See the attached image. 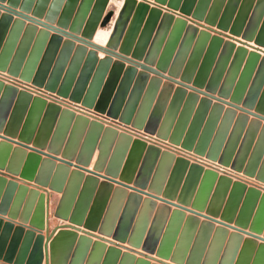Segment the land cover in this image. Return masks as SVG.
<instances>
[{
	"label": "rangeland",
	"instance_id": "rangeland-1",
	"mask_svg": "<svg viewBox=\"0 0 264 264\" xmlns=\"http://www.w3.org/2000/svg\"><path fill=\"white\" fill-rule=\"evenodd\" d=\"M28 1L12 0L11 6L8 5V0H0V32L4 36V41L0 44V59L4 55L6 61L8 58V65H3L0 61V81L5 86L15 88L18 94L25 91L30 93L32 98L45 100L47 105L59 106L76 116L99 123L104 128L114 129L118 136L125 134L131 137V140L124 144L123 155L118 158L114 155L119 137L110 138V151L105 157L104 167L106 169L110 162H115L117 173L114 178L118 182H113L114 189L121 187L120 175L133 151V142L140 140L146 145L134 170L135 177L130 183L132 188L127 187L128 194L122 200L115 222L114 233L118 240L114 236L108 238L120 243L123 246L122 252L130 248L137 257H141V253L149 255L151 263L176 264L170 259L156 256L155 252L166 230L171 212L179 208L178 197L184 195L182 192L189 187L186 197L194 201L200 194V187L204 186L202 184L207 170L216 172L218 177L209 183L212 184L210 191L205 192L206 206L200 214H195L188 210L192 209L191 205H188V209H184L186 215H197L200 222L208 220L214 222L216 227L223 226L214 221L213 216L206 210L218 194L216 189L220 176H225L232 182L229 187L227 186V192L220 202V212H224L230 195L234 194V182L242 183L246 189L240 198L233 202L234 217L237 219L243 211L248 210L250 212L248 221L252 225L258 215L262 197L253 203L255 199L249 197L248 190L255 188L264 194V119L257 117L259 114L264 118V45L255 42L257 37L264 42V0H130L133 10L130 13L126 12L120 31L113 37L114 25L126 0H42L46 3V11L51 13L50 16L45 13V8L43 15H34L32 10L38 0H30L31 3ZM141 2L148 3L150 9L156 7L160 11L155 12V16H152L150 9L141 12L139 9ZM117 4H121V8L115 21L112 23L111 19L104 27L99 24L90 40L94 44L114 49L117 54L109 55L103 49H96L87 43L82 35L89 27L88 22L91 23L93 19H102L108 12H112L113 17ZM7 14L12 15L11 21H1ZM62 15L68 18L59 23ZM135 16L138 18L134 21ZM223 23L226 26L220 27ZM233 25H236L238 30L241 29L240 35L231 33ZM99 28L110 30V37L105 45L94 41ZM216 36L222 38V41H215L213 37ZM22 40L25 41V46L19 49ZM5 46L7 49H4ZM243 49L246 53L240 51ZM100 53H103V56ZM250 53L259 56L256 62L247 63ZM49 54L50 60L45 63L44 59ZM18 55H23L24 66L33 58V75L46 74V84L38 85L33 79L22 78L21 74L11 67ZM105 59L109 61L104 62ZM113 68L116 69L113 71ZM54 83L58 84L56 88L52 86ZM61 87H66L70 93L61 94L58 91ZM89 90L90 103L86 104L81 97L84 93L87 95L85 91ZM75 92H79V95ZM219 98L226 102H220ZM104 100L108 108L105 106L104 110H99L96 103ZM227 102H233L241 108L246 106L250 112L242 111L241 108L231 106ZM15 105L13 101L11 104L9 102L10 108L1 113L2 126L9 122L14 109H17ZM30 107L31 105L24 111L26 113L21 120L16 115L20 121L17 126L19 133L28 123ZM4 115L6 119L2 121ZM134 119L139 120V123L141 121L143 126L134 124ZM56 122L44 128V125L41 127L40 120L34 138L28 143V147H22L26 150L27 157L18 162L17 174L8 170L12 154L7 164L0 168V177L7 179L4 183L0 182V212L3 211L0 217L4 221L11 220L15 226L25 222L22 223L25 232L20 246L27 242L29 254L37 251L41 235L45 237L47 230L69 223L68 220L55 215L62 191L36 184L34 180L30 181L21 176L28 155L35 152L33 148L48 153L46 145L51 141ZM74 123L75 121L71 123L72 127ZM89 130L87 125L82 135V145L89 136ZM97 134L98 145L87 167L90 170H93L101 153L99 142L103 138V133ZM0 135V141H4L2 137L4 131H1ZM70 135L71 129L68 131L67 140L62 141V153L66 149L65 143L68 142ZM18 141V137L12 140L13 148L21 147ZM82 145H73L77 151L75 159ZM150 149L154 152L152 153ZM62 153H59L58 157L61 158ZM165 153L170 156L165 158L163 156ZM40 156L42 159L47 158L43 153H40ZM177 158L187 160L189 165L181 177L173 180L171 178ZM75 159L73 163H76ZM56 163L61 162L56 160ZM193 164L203 169L202 175L194 181L189 178L190 167ZM40 167L41 165L36 167V172H39ZM71 169L76 168L71 166ZM51 173L53 178L55 171ZM84 173L88 175V172ZM101 175H105V170L101 171ZM103 180H105L103 177H99L100 182ZM66 181L65 183H68L67 179ZM136 181H141L145 187L140 189ZM170 183L177 187V198L172 201L162 195ZM22 184L28 186L27 191L19 190ZM153 186H157V195L150 191V187ZM31 189H37L38 192L31 193ZM114 189L100 223L105 220L109 206L114 200ZM42 194L45 197L46 226L41 230V234L35 229L36 233L28 240L27 231L32 227L28 220L41 208ZM58 194L60 197L56 203ZM149 198L154 199L157 204L156 209L152 211L144 237L145 241L153 232L151 244H148L150 246H145L151 251L154 250L152 253L143 247L144 242L141 247H132L127 242L129 233L134 231L145 200ZM115 200L120 202L121 198L117 197ZM161 205L169 206L170 211L161 214L159 209ZM12 210L17 213L13 219L8 216ZM216 219L221 221L220 215ZM230 225L234 227L235 222ZM184 227L185 222L176 243ZM200 227L201 224L194 229L186 258L196 246L199 264H203L205 261L212 262V250L218 243L214 229L209 234L200 256L201 245L198 236L203 233ZM249 227L251 226H248L246 231L250 232ZM228 230L230 233L238 231L231 227H228ZM207 233L208 231L204 232L203 237H206ZM243 236L244 239L253 237L246 233H243ZM259 237H256L258 244L264 243V225ZM228 240L229 238L224 240L215 264H226L222 260ZM242 247L239 245L235 258L228 264H237ZM256 254L257 249L250 264L254 263ZM0 264L10 263L0 259ZM42 264H45V261Z\"/></svg>",
	"mask_w": 264,
	"mask_h": 264
},
{
	"label": "water",
	"instance_id": "water-1",
	"mask_svg": "<svg viewBox=\"0 0 264 264\" xmlns=\"http://www.w3.org/2000/svg\"><path fill=\"white\" fill-rule=\"evenodd\" d=\"M39 1L42 0H38L34 6V9L32 10L34 15H43V10L45 8V13L47 12L48 16H50L51 13L46 11V3L43 1L40 3ZM28 3H31V1L29 0ZM8 5L13 6L12 0H8ZM139 7H141L139 8L141 12H146L150 9L148 3L146 2L139 3ZM132 10V2L130 0H126V3L124 4L120 13V17L116 20L114 25L112 37L120 31V25L124 21L126 14L130 13ZM150 11L152 16H155V12L160 10L156 7H153L150 9ZM11 16L12 15L9 14L4 15L1 18V21L8 20V22H10L12 19ZM67 18L68 17L66 15H62L59 23ZM137 18L138 16H135L134 21ZM111 19L112 12H108L104 17H102V19H93L91 23L88 22L89 27L83 31L82 36H84V40L87 43H90L96 49H103L109 55H117L115 54L114 49L102 47L90 42L98 25L101 24V26L104 27L109 22H111ZM224 24L225 23L221 24L220 27L226 26ZM231 33L234 35H240L241 29L238 30L237 26L233 25L231 28ZM3 38L4 36L0 32V44L2 41H4ZM213 38L215 41H222V38L218 36ZM255 42L257 44L264 45V42L259 37L256 38ZM24 46L25 41L22 40L19 45V49H22ZM4 49H7L6 46ZM240 51L246 53L244 49ZM50 57V54L49 56H46L44 62L47 63L50 60ZM258 57L259 56L256 53H250L247 63L250 61H253V63L256 62ZM0 61H2L3 65H8V58L6 61L5 55L2 57V59H0ZM22 61L23 55H18V57L14 60L15 63L11 67L17 71V73H20L22 78L29 80L33 79V82L38 85L46 84V74L34 73L33 75V58H30L25 66L23 65ZM103 61L106 62L109 60L105 59ZM115 64L116 63H114V65ZM114 69L116 68H113V71ZM52 86L56 88L58 84L54 83ZM58 91L64 95L70 93V90H68L66 87H61V89H58ZM79 92H75V94L79 95ZM85 92L87 95L84 93L81 99H83L84 102L88 104L90 103V90ZM32 97L33 96L30 93L25 91H21L18 94L15 88L5 86L4 83L0 81V115L4 110L10 108L8 106L9 102L11 104L13 101V103L16 104L15 107L17 108L14 109L12 115L10 116L9 122H7L6 125L2 126V123H0V132L4 131V136L2 137L5 139L4 141H0V168H3L7 164V160H9V156L12 154L10 160L11 163L9 164L8 170L17 174L19 166L18 162L27 157L25 154L26 150H24L22 147H28V143L35 136V131L37 126L40 124V120H42L41 127L44 125V128L57 121L54 133L50 138L51 141L46 145L48 148V153H45L40 149L33 148L35 152L28 155L27 163L25 164L26 166L23 169L21 176L30 181L34 180L36 184L49 186L51 189L56 191H62V197L59 201L55 215L59 218L68 220L69 223L58 225L51 231L47 230L45 237L41 235V240H39V247L37 251L35 252L34 250L29 254V251L27 250L28 246H26L27 242H23V244L20 246L23 234L25 232V228L23 226L25 222L15 226L11 220L4 221L3 218L0 217V259L10 264H42L43 261H45V264H160L151 263L148 257L149 255L144 253H141V257H137L134 251L130 248H126L127 251L122 252L121 247L123 246L117 241L108 238L109 236H114V238L118 240L116 233H114L116 224L115 222L118 212L121 208L122 200L128 194L127 187H131L130 183H132L134 180V170L141 159L140 157L142 156L143 150L146 148L145 143L140 140H135L133 142V151L129 155L127 164L120 175L119 184H121V187H116L114 189L113 182H118L114 178L116 177L117 173L115 162H110L106 169L104 167L106 162L105 157H107L108 152L110 151V138H114L115 136L119 137L114 155L116 158H118L123 155L122 151L124 144L129 142L131 137L125 134H119L118 136L117 131L114 129L104 128L103 125L94 121H90L85 117L76 116L73 112L67 109H61L59 106L52 104L47 105L45 100L38 97ZM218 100L222 103L226 102L221 98ZM96 104V107L99 110H104L106 107L108 108L106 105V100L103 102L99 101ZM228 104L238 107L236 104L234 105L233 102H229ZM30 105L31 110L29 111L30 113L28 115V123L25 124V128L21 131V133H19L20 130L18 132L17 126L20 121L18 119L21 120L22 116L24 117L26 113L24 111H26ZM241 110L247 113L250 112V109H248L246 106L242 107ZM16 115L19 116L18 119L16 118ZM257 117L264 119L262 118V115L259 114H257ZM3 118L4 119H2V121L6 119V115H4ZM134 120V124L143 126L141 121L139 123V120ZM73 121H75V123L72 127L71 123ZM87 125H89L90 128L88 134L89 136H87L82 145V135L84 128ZM69 129H71V135L68 138V142L65 143L66 149H64L62 153V141L67 140L66 137L68 135ZM101 132L103 133V138L99 142L101 153L98 156L93 170H90L87 167L91 161L93 152L98 145L97 133L102 134ZM15 137H18V144L21 145V147L13 148L11 142ZM73 145H82L81 151L78 152L77 159H75V155L77 154L76 147H73ZM78 148L79 147H77V150ZM150 150L152 153L154 152L152 149ZM40 153L47 155V158L42 159ZM59 153H62L61 158L58 157ZM163 156L167 158L170 155L165 153ZM74 159L76 160V163H73ZM56 160H59L61 163L57 164ZM40 165L41 167L39 172H36V167ZM188 165L189 162L187 160L183 158H177L176 167L172 173L173 178L171 179L175 180L178 179V177H181L180 175L185 172V170L188 168ZM71 166H74L76 169L72 170ZM104 170L105 175H101V171ZM52 171H55L53 178V173H51ZM84 171L88 172V175H85ZM202 171L203 169L201 166L193 164L190 167L189 178L193 179V181L196 180L199 175H202ZM141 176H143L142 173ZM99 177H103L105 180L100 182ZM217 177L218 175L214 171L207 170L205 172L202 184V186H204L200 187V194L194 201H191V199L186 197V195L189 193V187L184 189L182 192L184 195L179 196L177 200L179 203V208H176L171 212L166 230L162 235L160 243L158 244V248L156 249V256L162 259H170L176 264H199V259L196 256L198 249L195 251L196 246L194 247L195 253L193 251L188 258H186V251L193 236L194 229L201 224V232L204 233L208 231V233L206 237H203V233L198 236V238H200L201 245V250H199L200 256L205 244H207L209 234L214 229H216L215 238H217L218 243V245L212 250V262L205 261L203 264H215L216 256L222 247L224 240L227 238H229V240L222 262H226V264L231 263L238 252L237 249L239 245H242L243 247L240 251L237 264H250L256 249L257 254L253 264H264V243L258 244L256 239V237H259V234L262 232L264 225V194L262 195L260 190L255 188H250L248 190L249 197L255 199L253 203L262 197L259 209L257 211L258 215L255 217L252 225H250L248 221L250 218V212L248 210L243 211L237 219L234 217V209L232 208L233 202H235L237 198H240L241 193L246 189L245 185L242 183L234 182L233 189L235 196H233L234 194L230 195L224 212H220V202L223 200V197L227 192V186L229 187L232 182L230 178L225 176H220L218 180V187L216 189L218 194L215 195V198L206 210L208 214L213 216L214 221L221 223L223 226L216 227L214 222L208 220L200 222V218L197 215H186L184 209H186L188 205H191L192 209H187L195 214H200L204 210V207L206 206L205 192L207 193L210 191L209 189L211 188L212 184L209 185V183L214 181ZM66 179L68 180V183H65ZM6 181V178L0 177V182L4 183ZM13 185L15 184L13 183ZM136 185L139 186L140 189L145 187L141 181H136ZM156 188L157 186H153L152 188L150 187V191L157 195L158 191ZM113 189L115 195L114 200L109 206L108 214L106 215L105 220L100 223L101 217L109 202V197L112 194ZM19 190L21 192L22 190L27 191L28 186L22 184L19 186ZM176 190V185L170 183L162 195L164 198L170 201L175 200V198H177ZM30 192L37 193L38 190L31 189ZM117 197L121 198L120 202L115 200ZM136 197H138V195H136ZM41 199L43 201H41V208L37 210L32 219L28 220L31 224L30 226H32L30 230L27 231L28 240L32 238L34 233H36L35 229L41 234V230H43L46 226L47 216L46 207L44 205V194L41 195ZM170 201L167 202L169 203ZM90 204L92 205L89 212L87 213ZM180 204L186 207H181ZM156 206L157 204L154 199L149 198L145 200V205L140 211L141 214L137 219V223L133 229L134 231L132 233L130 232L128 235L129 237L127 242L132 247H141L144 242L143 247L148 252L152 253L154 251H151L145 247L150 246L148 244H151L153 232L145 241L144 237L152 211L156 209ZM159 209L161 214H167V212L170 211V207L167 205H161L159 206ZM0 213L3 214V211ZM8 214L9 218L12 219L16 218L17 216V213L14 210L10 211ZM219 215L221 221L216 219V217ZM23 221L26 220L23 219ZM233 221L235 222L234 227L230 225ZM183 222H185V227L181 232L178 242L176 243ZM226 226L236 229L239 232L234 231L230 233L228 227ZM248 226H251L249 227L250 232L246 231ZM243 233L249 234L253 237L244 239ZM108 244L110 245L108 246ZM213 245L215 246L214 242Z\"/></svg>",
	"mask_w": 264,
	"mask_h": 264
},
{
	"label": "bare ground",
	"instance_id": "bare-ground-1",
	"mask_svg": "<svg viewBox=\"0 0 264 264\" xmlns=\"http://www.w3.org/2000/svg\"><path fill=\"white\" fill-rule=\"evenodd\" d=\"M113 1V0H112ZM111 1V2H112ZM114 4H115V1H114ZM116 5V4H115ZM117 9L115 11V14L114 16L112 17V23L113 21H115V17L117 16L118 12H119V9L121 8V4H117ZM122 11V9H121ZM120 11V13H121ZM120 13H119V17H120ZM118 17V18H119ZM102 27V26H101ZM110 37V30H107V29H104V28H99L98 31L96 32V35H95V38H94V41L99 43V44H102V45H105L106 41H108L107 39ZM239 45V44H238ZM252 49V48H251ZM250 49V50H251ZM252 51H254L252 49ZM256 51V50H255ZM261 53V52H260ZM262 54V53H261ZM101 56H103V53H100Z\"/></svg>",
	"mask_w": 264,
	"mask_h": 264
},
{
	"label": "crops",
	"instance_id": "crops-1",
	"mask_svg": "<svg viewBox=\"0 0 264 264\" xmlns=\"http://www.w3.org/2000/svg\"><path fill=\"white\" fill-rule=\"evenodd\" d=\"M95 158H96V155L94 156ZM95 160V159H94ZM60 197V194H58L57 195V199H56V203H57V200H58V198ZM51 229H53V228H51ZM51 231V230H50ZM95 239V238H94ZM110 245V244H109Z\"/></svg>",
	"mask_w": 264,
	"mask_h": 264
}]
</instances>
